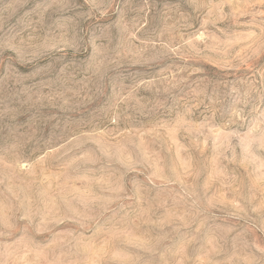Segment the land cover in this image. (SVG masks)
<instances>
[{
  "label": "rangeland",
  "instance_id": "rangeland-1",
  "mask_svg": "<svg viewBox=\"0 0 264 264\" xmlns=\"http://www.w3.org/2000/svg\"><path fill=\"white\" fill-rule=\"evenodd\" d=\"M0 264H264V0H0Z\"/></svg>",
  "mask_w": 264,
  "mask_h": 264
}]
</instances>
